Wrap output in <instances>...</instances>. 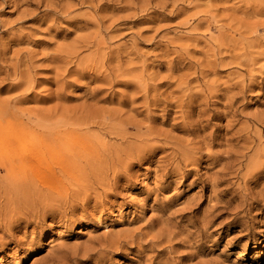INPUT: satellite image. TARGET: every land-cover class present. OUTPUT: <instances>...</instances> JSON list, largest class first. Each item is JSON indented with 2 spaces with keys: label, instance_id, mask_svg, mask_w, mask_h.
I'll use <instances>...</instances> for the list:
<instances>
[{
  "label": "rangeland",
  "instance_id": "1",
  "mask_svg": "<svg viewBox=\"0 0 264 264\" xmlns=\"http://www.w3.org/2000/svg\"><path fill=\"white\" fill-rule=\"evenodd\" d=\"M6 113L0 264H264V0H0Z\"/></svg>",
  "mask_w": 264,
  "mask_h": 264
},
{
  "label": "bare ground",
  "instance_id": "2",
  "mask_svg": "<svg viewBox=\"0 0 264 264\" xmlns=\"http://www.w3.org/2000/svg\"><path fill=\"white\" fill-rule=\"evenodd\" d=\"M7 113L6 114H4V116H0V118H1V120L0 121H2V122H5L6 120H7ZM10 115V114H9ZM2 124V123H1ZM39 126V125H38ZM41 126V125H40ZM40 126L38 127V128H40ZM43 126H45V125H42V127ZM11 127V126H10ZM47 126H45V129H47L46 128ZM53 129V128H52ZM52 129H47V130H49V136H48V138H45V139H48V140H53L54 139V137H55V133L54 132H57V131H59V130H52ZM6 130V129H5ZM15 131H17V130H15V127H12V128H10L9 130H7V131H5V133L4 134H2V132L0 133V136H5V134L6 135H8L9 137V141H10V143H11V145H12V147H13V149L15 148L16 150H17V147L18 146H20V147H22L21 145L23 144V141H22V138L21 137H19V136H16L15 135ZM23 135H25V134H23ZM27 135V134H26ZM84 137V136H83ZM2 138V137H1ZM74 138V137H73ZM72 138V139H73ZM84 138H86V137H84ZM62 140V139H61ZM68 141V140H67ZM72 142V141H71ZM9 143V142H8ZM52 143V142H51ZM67 143V142H66ZM78 143H80V142H78ZM61 144H62V142H61ZM65 144V143H64ZM70 144V143H69ZM73 144V143H72ZM86 144V143H85ZM11 145H9V147L11 146ZM52 145V144H51ZM80 145H83V144H81L80 143ZM88 145V144H87ZM65 146V145H64ZM72 146V145H71ZM85 146V145H84ZM83 146V147H84ZM66 147V146H65ZM70 147V146H69ZM86 147H88V146H86ZM64 148V147H63ZM78 148V147H77ZM7 149V148H6ZM10 149V148H9ZM19 149V148H18ZM62 149V148H61ZM66 149V148H65ZM90 149V148H89ZM2 150V149H1ZM68 150H69V148H68ZM86 150V149H85ZM12 151V150H11ZM55 151V150H54ZM91 151V150H90ZM2 152H3V150H2ZM1 152V153H2ZM17 151H15L14 153H16ZM66 152H67V150H66ZM92 152V151H91ZM8 153H10L9 151H8ZM34 153H36V152H34ZM70 153V152H69ZM77 153V155H78V151L76 152ZM4 153H2V155H0V160H3L6 156H8V154L5 156V154L3 155ZM17 154H18V152H17ZM65 154V153H64ZM75 154V153H74ZM12 155H14V154H12ZM5 156V157H4ZM11 156V155H10ZM27 156V155H26ZM28 157V156H27ZM27 157H25V156H23V158L21 157V160H22V163H23V160H26L27 159ZM70 157V156H69ZM16 158H18V156L17 155H15L13 158H11V159H9L8 158V160H13V159H16ZM20 158V157H19ZM29 158V157H28ZM30 159H31V157H30ZM71 159V158H70ZM69 159V160H70ZM36 160V159H35ZM58 161V160H57ZM61 161L62 160H60V163H61ZM67 161V160H66ZM31 162H29V164H30ZM19 164H21V161H20V163ZM28 164V163H27ZM63 164V163H62ZM19 166H23V165H19ZM18 166V167H19ZM62 166V165H61ZM67 166V165H66ZM68 167V166H67ZM73 167V166H72ZM22 168V167H21ZM62 168V167H61ZM64 168V167H63ZM62 168V169H63ZM70 168V167H69ZM67 168L65 167V170H66ZM72 168H70V170H71ZM23 170V169H22ZM48 170V169H47ZM59 170V169H58ZM64 170V169H63ZM62 170V171H63ZM67 171H68V169H67ZM15 172V171H14ZM51 172V171H50ZM61 172V171H60ZM68 172H70V171H68ZM67 172V173H68ZM52 173V172H51ZM66 173V172H65Z\"/></svg>",
  "mask_w": 264,
  "mask_h": 264
}]
</instances>
